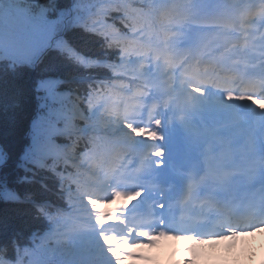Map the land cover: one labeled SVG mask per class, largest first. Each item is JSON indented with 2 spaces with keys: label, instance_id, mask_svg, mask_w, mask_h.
Masks as SVG:
<instances>
[{
  "label": "trees",
  "instance_id": "16d2710c",
  "mask_svg": "<svg viewBox=\"0 0 264 264\" xmlns=\"http://www.w3.org/2000/svg\"><path fill=\"white\" fill-rule=\"evenodd\" d=\"M126 5L124 0L0 1V45L5 49L0 53V264H25L36 251L46 257L45 252H51L72 258L87 250L69 246L57 223L64 219V210L80 204L76 198L79 191L87 190L76 184L71 195L65 192L70 180L64 173L70 171L69 165L63 169L49 160L52 162L47 161L41 170H25L33 157L62 146L67 153H74L68 147L69 138L41 140V124L49 114L56 120L76 107L85 115V122L75 124L98 125L88 118L82 96L100 88L99 80H109V69L96 64L105 57L113 60L117 52L106 48L104 30L96 19L110 23L109 32L116 34L124 23L121 17L140 11ZM88 10L98 16L84 27H75V21L84 18ZM24 27L35 35L37 28L42 29L35 41L39 49L57 35L63 37L64 45L37 62V52L11 39ZM69 124L67 121L64 126ZM103 124L112 133L107 122ZM92 140L98 141L91 134L81 138L83 144Z\"/></svg>",
  "mask_w": 264,
  "mask_h": 264
},
{
  "label": "bare ground",
  "instance_id": "6f19581e",
  "mask_svg": "<svg viewBox=\"0 0 264 264\" xmlns=\"http://www.w3.org/2000/svg\"><path fill=\"white\" fill-rule=\"evenodd\" d=\"M26 38L28 40H31V37H27ZM46 55V54H45ZM45 55H42L41 56V59L45 56ZM112 87V86H111ZM74 114L75 112L71 111L69 113L70 117V124L69 125H66L64 128L62 127V124H60V127H62L63 131H65L66 133L69 134V139H70V145L71 146H75L76 145V142L74 141V139H77V138H87L88 135H90L89 133L92 132V131H96L99 129V127H95V128H91L90 126H88L87 124L83 123L82 122V126L79 125V124H75V121H83L81 118H75L74 117ZM52 117H54L55 115L54 114H51ZM58 121L61 122L62 119L61 117L58 115ZM67 129V130H65ZM44 143H45V139L42 140ZM85 150L88 149V145H84L83 147ZM55 149V148H54ZM70 151L73 152V149H70ZM48 153V152H46ZM68 154H72L71 152H68ZM67 154V155H68ZM48 155L54 157L55 159H57V161H59V163L62 165H67V162L66 160L69 159L65 156H62V154L60 153V150H55L54 152L52 153H49ZM49 162H52V161H49ZM64 169V167H63ZM74 173V171H73ZM259 233H264V228L262 229H259L257 231H248L246 232L248 235H247V238L243 240V242H240L237 237L238 236H234V235H229V234H226L228 237H221L217 243H216V240L214 242V247H216V245H221L223 244V247H225L227 244L226 247H231V248H228V249H232L234 247H236V250L238 252V254L240 255V257H243V258H248L253 252H255L258 248L259 245H261V243H263V238L261 235L258 234ZM253 235H256V239H252V236ZM264 237V236H263ZM230 251H233V250H230ZM46 255H50V256H55L54 253H51V252H45ZM62 255V254H61ZM64 257H67L68 255H64Z\"/></svg>",
  "mask_w": 264,
  "mask_h": 264
},
{
  "label": "rangeland",
  "instance_id": "374dc122",
  "mask_svg": "<svg viewBox=\"0 0 264 264\" xmlns=\"http://www.w3.org/2000/svg\"><path fill=\"white\" fill-rule=\"evenodd\" d=\"M141 1L143 2L144 0H141ZM2 2H5V1L2 0ZM76 114L79 117L81 116V114H80V112L78 110H77ZM184 240H185V242H189L190 244H193L194 245V249H193V252L191 254V260L195 261L196 264H199L200 263V259L198 260V257L203 255L202 248H204L205 250H207L205 256L204 255L203 256L207 260H209V261H211L214 258L213 257V254H217V253H220L221 252V251H219L217 249L207 247L204 241H200V240H197L196 241L195 239H193L191 237L185 238ZM158 244H159V242H158ZM221 258H222V261L225 264H231V263L232 264H237V263H234V260H237V258L236 259H232L228 254L222 253L221 254ZM240 259L241 258H239V260ZM231 261H233V262H231ZM244 263L245 264H249V261H245Z\"/></svg>",
  "mask_w": 264,
  "mask_h": 264
},
{
  "label": "clouds",
  "instance_id": "9594fccd",
  "mask_svg": "<svg viewBox=\"0 0 264 264\" xmlns=\"http://www.w3.org/2000/svg\"><path fill=\"white\" fill-rule=\"evenodd\" d=\"M259 235L261 236H264V233H259ZM247 233H241L239 235V237H237V239L240 241V242H243L244 239L247 238ZM256 235H253L252 236V239H256ZM179 244H180V241L177 240L176 241V247H179ZM152 247L153 246H149V245H141V246H138L137 248H134L133 251H138V252H141L142 254H145L147 257H148V260L147 261H141V262H137V264H160L159 262V258L155 255H153L152 253ZM154 247H159V244H156L154 245ZM173 254L179 258V254L175 253V249H173Z\"/></svg>",
  "mask_w": 264,
  "mask_h": 264
}]
</instances>
